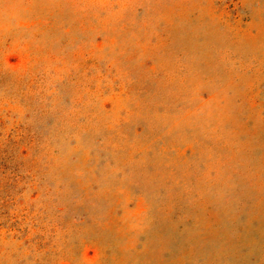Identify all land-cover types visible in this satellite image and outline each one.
I'll return each mask as SVG.
<instances>
[{
	"label": "rangeland",
	"instance_id": "1",
	"mask_svg": "<svg viewBox=\"0 0 264 264\" xmlns=\"http://www.w3.org/2000/svg\"><path fill=\"white\" fill-rule=\"evenodd\" d=\"M0 264H264V0H0Z\"/></svg>",
	"mask_w": 264,
	"mask_h": 264
}]
</instances>
